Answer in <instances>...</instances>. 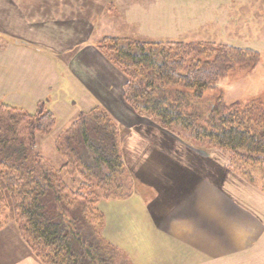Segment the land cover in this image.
<instances>
[{
    "label": "crops",
    "instance_id": "0c3cea01",
    "mask_svg": "<svg viewBox=\"0 0 264 264\" xmlns=\"http://www.w3.org/2000/svg\"><path fill=\"white\" fill-rule=\"evenodd\" d=\"M208 1L204 5L184 0L179 21L169 24L165 37L199 40L196 34L200 36L205 24L218 32L224 26L225 31L234 32L236 25L244 40L257 42L246 47L262 54L264 0ZM138 4L0 0V33L9 38L0 50L2 68L6 73L21 70L23 66L14 64L11 55H29L32 61V53L47 55L57 71L53 87L39 98L44 97L52 112L60 101L50 93L55 87L63 89L62 82V97L79 93L86 101L81 107L106 106L121 126V147L132 186L127 194L104 199L98 207L105 215L104 236L132 264H264V191L231 168L226 150L181 138L135 113L123 99L125 76L91 44L98 27L116 20L123 23L135 13L129 7ZM162 6L169 8L168 1ZM142 21L138 18L134 23L141 26ZM28 66L36 72L35 65L29 62ZM106 78L112 80L103 84ZM0 264L41 263L17 230L6 228L0 231Z\"/></svg>",
    "mask_w": 264,
    "mask_h": 264
},
{
    "label": "trees",
    "instance_id": "16d2710c",
    "mask_svg": "<svg viewBox=\"0 0 264 264\" xmlns=\"http://www.w3.org/2000/svg\"><path fill=\"white\" fill-rule=\"evenodd\" d=\"M7 40L0 33V50ZM96 47L125 76L123 98L137 114L181 138L226 150L231 168L264 191V101L228 103L221 92L208 94L237 69H255L260 51L210 40L112 35ZM39 108L31 114L0 103V230L15 223L41 264H132L104 236L98 207L132 186L119 125L104 107L81 112L66 130L76 157L65 151L68 161L54 168L44 163L35 137L57 121L43 104ZM75 173L82 180L74 190L64 179Z\"/></svg>",
    "mask_w": 264,
    "mask_h": 264
},
{
    "label": "rangeland",
    "instance_id": "374dc122",
    "mask_svg": "<svg viewBox=\"0 0 264 264\" xmlns=\"http://www.w3.org/2000/svg\"><path fill=\"white\" fill-rule=\"evenodd\" d=\"M131 2H138L136 6L129 7V9H135V13H132L129 18L122 19L123 23H119V20L113 21L112 23H106V26L98 27L96 32L91 39V44L93 46L97 43L99 39L104 36H120L126 37L134 40H185V39H168L165 37L164 31H167L170 23L175 21L178 22L181 14L180 5L184 0H129ZM168 1L169 8L162 6V3ZM190 3H196L197 0H187ZM202 4H206L209 1L199 0ZM141 3V4H140ZM159 4V6H158ZM174 5V6H173ZM137 6L139 8H137ZM128 11V10H127ZM153 14L152 18L149 15ZM140 13V14H136ZM158 15V16H157ZM174 15L176 17L174 18ZM140 18L143 19L141 26L135 25V21ZM210 21V18L208 19ZM128 22V23H127ZM147 23V24H146ZM141 27V28H140ZM152 29H157L152 32ZM223 30L218 29L210 24L203 25V28L200 32V36H197L195 39L199 40H210L217 43H226L238 47H246V45L257 44V42H250L244 40L245 36H242L240 28L236 30V25L232 26L234 32L225 31V26ZM159 30L161 34L156 35ZM231 30V27L228 29ZM216 37H214L215 33ZM237 32V33H236ZM190 41V40H185ZM197 41V40H195ZM90 44L91 47H93ZM250 48V47H247ZM33 61L30 59L29 55H23L18 57L17 55H11L14 64L17 66H23L18 72H14L12 69H9L8 73L2 68V52H0V103L9 105L13 108L23 109L31 114H36L40 109V105L43 104L47 109L48 108L45 99L39 98L43 95V92L46 91L48 87H53L54 79L53 75L57 71L54 69L56 63L50 58V63L47 61V55L32 53ZM261 61L255 69L249 68H239L236 71L229 74L227 77L222 78L217 83L218 89L211 91L208 94L210 96L216 95L215 92H221L224 95V99L228 103L241 101L249 102L255 98H258L264 101V50L261 54ZM29 62L35 65V71H31L28 66ZM28 70L32 74L35 73L34 79L30 80L34 84V88L29 87V78L31 75H22V72ZM71 76V74H67ZM112 80V79H111ZM109 78L103 81V84L111 82ZM115 82V81H114ZM59 85L63 89L54 88L53 92L50 93L52 98H56L60 101L59 105L56 108H53L55 111V117L57 124L55 127L44 134H39L35 137L36 149L39 151V154L43 157L44 163H47L51 167L58 168L65 164L67 160V154L76 157L73 153L74 150L78 148L76 145L72 144L69 146L67 144L69 132L66 130L71 126L74 121L77 120V116L81 112H89L94 107L84 108L79 105H85V99H81V95L76 93L74 97L68 96V98L62 97L64 91V84L59 82ZM17 86H20L17 87ZM58 89V90H57ZM30 92V93H29ZM38 97V98H35ZM48 98V97H47ZM81 99V100H80ZM124 99V98H123ZM68 100V101H67ZM125 101V100H124ZM127 104V102L125 101ZM76 104V105H72ZM101 107L107 108L99 104ZM127 106H129L127 104ZM130 107V106H129ZM131 108V107H130ZM132 109V108H131ZM107 110V109H106ZM133 110V109H132ZM52 111V110H51ZM108 111V110H107ZM134 111V110H133ZM129 112V111H128ZM135 112V111H134ZM124 115L126 112L124 111ZM136 113V112H135ZM115 117V116H114ZM114 119V118H113ZM120 135H122L121 126ZM74 133V132H73ZM75 134V133H74ZM73 136V135H72ZM121 137V136H120ZM121 139V138H120ZM194 140V139H192ZM203 146H209L206 142H197ZM81 154L87 155L86 147L79 150ZM88 161V159L86 160ZM80 174V173H79ZM78 173H75L73 177H66L65 182L70 184V187L78 189L80 186V181L82 176ZM75 177V179H74ZM133 182V181H132ZM132 185V183H131ZM130 188V187H129ZM84 192H88V189H84ZM13 228L17 230L15 223L9 222V224L3 228ZM0 230V231H2ZM18 232V231H17ZM41 263V262H40Z\"/></svg>",
    "mask_w": 264,
    "mask_h": 264
}]
</instances>
